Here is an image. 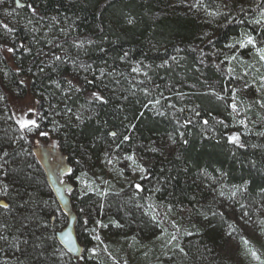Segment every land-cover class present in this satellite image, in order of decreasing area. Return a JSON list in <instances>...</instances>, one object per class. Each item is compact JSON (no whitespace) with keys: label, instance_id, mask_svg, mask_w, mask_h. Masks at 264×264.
<instances>
[{"label":"trees","instance_id":"obj_1","mask_svg":"<svg viewBox=\"0 0 264 264\" xmlns=\"http://www.w3.org/2000/svg\"><path fill=\"white\" fill-rule=\"evenodd\" d=\"M10 1L16 5V0ZM203 1L211 13L219 15H213L215 24L210 28L211 37L197 49L191 48V44L203 31V23H198L193 17L165 15L167 0L20 1L25 7L19 10L31 11L26 7L28 4L36 8V17L45 24L44 27L51 24L50 18L54 16L70 26V34L62 37L64 39L58 38L54 47L93 41L88 49L87 62L93 65L96 75L101 69L113 73L104 77L103 85L99 80L88 84L80 76L74 77L71 60L65 55L67 62L53 72L48 64L54 54L40 53L41 41L34 45L29 32L7 23L0 13V24H7L14 30L10 34L15 36L13 46L18 49L15 58L0 52V69L5 68L0 72V94L6 100V111L0 101V149L9 153L4 179L8 193L0 195V201L7 202L9 209H0V236L5 237L0 243L17 257L12 264H108L89 258L85 252L94 243L91 229L97 227L96 220L103 216L109 219L108 223L116 221L126 229L125 233H130L137 240H151L156 229L163 225L156 215V220H153L137 208L139 198L134 197L133 192H137L134 187L128 188L123 195H110L104 202L100 196L82 195L77 186H71V204L76 210V236L84 249L81 254L84 259H79L65 246L58 231V212L63 209L36 154L39 136H27L22 143V146L27 145L24 150L13 142L4 118L8 113L13 115L10 97L11 100L23 99L32 93H40L35 98L41 101L38 105L40 114L46 116L39 121L41 130L51 135L56 131L52 138L58 142L71 167L78 166L79 158H87L88 151L92 158H100L105 146L115 147L124 135L130 136V140L120 144L122 150H136L152 160L146 179L139 182L144 191L137 193L143 206L155 201L168 211L170 209L169 212L177 219L179 231L175 234L177 239L166 264L221 263L218 247L224 243L220 241L221 234L228 226L218 218L208 217L211 212L204 210L208 206L201 198L200 185L209 174L220 177L228 186L239 188L245 203L263 198L264 135H260L262 132L256 127H248L245 133L242 126L234 123V114H230L231 110L226 107L230 92L223 91L237 88L240 105L254 107L257 96H254L255 91L250 92V87L255 80H246L250 87L243 88L245 81L232 79L226 63L221 64L220 61L225 56L240 55L239 48L233 50L227 45L241 39L244 33H251L258 41H264V25L254 23L261 19V8L246 10L232 18L222 10V0ZM241 20L244 22L239 23ZM21 43L31 48V53L20 50L18 46ZM0 45L6 46L1 39ZM134 64L139 68L147 67L149 80L145 78L143 82H135ZM40 67L44 68L43 73L39 72ZM17 68L21 69L19 75ZM50 77L51 80H59L63 88L68 87L65 81L72 79L74 84L81 86V91L64 99V94L51 83ZM21 79L25 80L26 86H18ZM12 88H17L18 92L14 93ZM145 88L150 95L144 94ZM93 90H99L109 103L89 105L87 100ZM213 91L224 95L226 100H217ZM170 96L173 108L168 107ZM181 96H186L185 100L180 101ZM153 99H163L164 115H158L152 106L143 107ZM82 106L87 108L88 114L82 116L81 121L74 116L70 119L64 112L66 107H70L79 114ZM50 109H54V113ZM197 111L199 116L195 115ZM141 112L143 116H140ZM187 120L192 123L185 126ZM203 120H208L209 124L204 125ZM220 120L224 124L217 123ZM10 123L18 128L15 121ZM110 131H116L117 138L108 136ZM237 131L242 134L243 148L227 142V136ZM180 133H183L182 137ZM167 135H174L178 140V154L165 157L161 152H152V143ZM184 140L188 143H183ZM101 203L105 206L102 211L99 209ZM85 219L89 221L88 225L83 223ZM229 223L233 232L259 251V246L247 238L236 223ZM110 226L111 233H122L114 225ZM63 247L69 251L65 257L60 255ZM179 248L184 251L180 252Z\"/></svg>","mask_w":264,"mask_h":264},{"label":"rangeland","instance_id":"obj_2","mask_svg":"<svg viewBox=\"0 0 264 264\" xmlns=\"http://www.w3.org/2000/svg\"><path fill=\"white\" fill-rule=\"evenodd\" d=\"M20 1L25 3L29 0ZM196 3L197 0H167V5L165 7V15L168 14L171 17L175 15L193 17L198 23H203V31L197 34L196 39L191 44V48L193 49L199 48L209 40V37H211L210 28L215 24V18L213 15H209L211 12L205 2L200 0V4L197 7H192V5ZM221 8L232 18L240 16L246 10H254L255 8H261V13L264 11V0H222ZM0 13L7 23L22 28L25 32H29L34 45L40 44L41 41V46L39 45L40 53L65 55L71 58L70 60L75 59L77 63H84L85 65L90 64L93 66L86 60L89 46H92V44L85 42V47L83 49L73 47V43L61 44L62 48L54 47L58 38L64 39L62 37L69 35L71 31L70 26L59 18L54 16L55 20H53V17H51V24L44 27L45 24L39 22L36 15L33 16L31 11L19 10L15 2L10 0H4V2L0 4ZM8 13H11V15H8ZM0 39L6 46L15 45V36L6 32L2 27H0ZM247 49V51H245L246 49H240V55H236L243 63L237 60L230 64L226 63V66L234 69V76L243 77V79H240L242 81L255 80V83L251 84L250 92H256L254 96H257V100H264V91L258 92L256 90L259 86V75L264 74V66L257 61L258 57L255 55V50L251 48ZM134 67H137V65L134 64L132 68ZM142 68H140V72H135V82H143L145 78L149 80L150 71L147 67L142 66ZM1 69L4 70L5 68L2 67ZM72 70L74 77L80 76L83 79L87 78L89 80L92 77L99 76L96 75V71L93 67L91 71L87 72L76 70L74 67ZM144 73H147V76H145ZM245 73H247L246 76ZM124 74L122 75L124 76ZM104 82L105 78H103V83ZM12 89L14 93L18 92L17 88ZM65 89H67V87ZM74 94H76V92H74L71 97ZM0 95L3 94L1 93ZM35 96H40V93H32L23 99L12 98L11 100L10 97L13 114H19L21 106L29 97L33 100H37ZM185 98L186 96H181L179 100L183 101ZM171 99L170 96V98H168V104H172ZM1 102L4 103V110L6 111V100L4 99ZM163 103L164 101L161 99V104L153 107L157 113L165 112V110H162ZM36 107L39 108L38 105ZM50 111L54 113V109H50ZM79 114L81 116L88 114L87 108L85 106L81 107ZM10 117L12 118L10 119ZM4 118L9 125V134L13 137V142L16 145L19 144V146H22L24 141L18 139L20 135L18 128H15V125L13 123L11 125L10 123L15 121V116H11L8 113V117L5 115ZM240 119H244L248 127L252 129L256 127L255 129L264 133V108H261L259 104L255 103L254 107L249 104L240 105V113L233 118V121L235 124H238L237 121ZM53 132L52 135L49 133V140L44 137H39L36 140L39 141V143H36V154L39 161L46 169L48 179L63 209L58 212V231L61 233L62 241L66 247H69V244L65 242V236H69L71 238L70 248L74 250V252H71L76 256H81L84 249L76 236V210L73 209L71 204V193L69 191L71 186H77L81 190V194L85 195L87 191L85 184H91L93 189L108 193L106 196L102 197L105 202L110 195H123L133 184L141 181V175L146 176L147 174V172L141 174L131 166L130 161L124 160L123 156L134 155L138 163L146 167L147 170L152 164V160L142 156L136 150L127 152L120 147L116 149V147L105 146L100 158H92V156L89 155L90 151H88L87 158H79L78 166L73 168L69 165L66 155L60 150L58 142L55 138H52L53 135H56V131ZM33 134L28 136H32ZM169 136L175 139V144L171 142ZM24 145L22 147L26 150L27 145ZM109 148L112 149L111 155L109 156V158L114 161L112 165H108L105 160V154L109 151ZM150 148H158V152L163 153L165 157H170L178 154L179 143L174 135H167L153 142ZM68 169H71L72 176L75 175L73 179L67 175ZM3 171L5 172V168ZM72 171H76V174L73 175ZM121 171H123V175L120 174ZM84 173H87V175H84ZM207 176V180L200 185L201 198L206 206H208V208L204 210H209L211 212L208 214L209 218H218L228 226L221 234L222 239H220V241H224V243L220 244L218 247L221 256V263L219 262L218 264H259V261L253 258L248 252V248L255 251L260 257V260H264V223H261V221H264V197L252 203H245L242 200L243 196L241 192L236 191V188L228 186L220 177L211 176L209 174ZM78 177L80 179H77ZM4 179L5 175L0 173V181L5 183ZM61 181H63V183H61ZM233 191H236L235 196H232ZM221 192L224 193L223 196L220 195ZM90 194L96 196L95 191L88 192L87 195ZM133 194L134 197L139 198L138 202H136L137 208L144 211L149 217L156 215L162 220L161 222L163 225L161 228L156 229L155 236L151 238V240H137L130 233H125L126 229L123 227H119L118 231L122 233H111V226L108 223L109 219L102 216L100 220L105 224H109V227L104 229L96 227V232L93 233V235H99L102 242L93 239L94 243L90 248H95L96 254L93 256L90 252L85 251L88 257L100 260L102 263L107 262L108 264H166V261L169 260L171 256L170 253L173 251L171 248L173 247L174 241L171 244H168L167 241L172 234H176L179 231L177 219L171 212L155 201L149 202L146 206L145 203L143 206L140 195L137 192H133ZM0 195L3 196L4 194L0 193ZM104 213H106L105 210ZM207 213L208 212H206V215ZM229 222L236 223L243 230L247 238L259 246V251L249 244L246 246L243 243L244 239L237 235L236 232L232 231ZM173 224H175L176 227H173ZM190 235H192L191 231ZM158 237L162 238L158 239ZM61 252L64 253L63 257L67 256L69 253L64 247L60 249V253ZM0 256H2L0 264H12V262L17 261V257L12 255L10 249L2 243H0Z\"/></svg>","mask_w":264,"mask_h":264},{"label":"snow or ice","instance_id":"obj_3","mask_svg":"<svg viewBox=\"0 0 264 264\" xmlns=\"http://www.w3.org/2000/svg\"><path fill=\"white\" fill-rule=\"evenodd\" d=\"M3 2H4V0H0V4H2ZM199 4H200V0H197V3L192 5V7H197ZM16 6L18 8L25 7V5L20 3V0H16ZM26 7L31 10V12L34 16L38 15L36 8L33 7V5L28 4V5H26ZM8 15H11V13H8ZM209 15H219V13H209ZM53 20H55V17H53ZM128 22L132 23L131 20H129ZM230 22H234V21H230ZM243 22H244L243 20L239 21V23H243ZM254 23L257 25H264V11L261 12V19L255 20ZM0 27H2L6 32H9V33L14 31L7 24H0ZM33 30H35V29H33ZM87 43L91 44V43H93V41L89 40V41H87ZM211 43H212V41H209V44H211ZM261 44H264V41H258L257 37L252 35L251 33H244L242 35L241 39H237L235 41V43L229 44V45H227V47L230 49H233V50H236L237 48H239V49H247V48L254 49L255 55L258 57V61L261 63L262 66H264V46H260ZM18 47L24 53H31V48L25 47V45L22 43ZM56 47L62 48V45L57 44ZM73 47H75L77 49H83L85 47V42H83V41L74 42ZM17 51H18V49L15 46L0 45V52H6L7 54H10L14 58L16 57ZM124 55L127 56V53H125ZM123 58L124 57H121V59H123ZM69 59H71V58H69ZM173 59H175V58L173 57ZM237 60H239V58L235 54H233L232 56H225L224 60L220 61V63L221 64H224V63L230 64L231 62L237 61ZM13 62H15V61L13 60ZM66 62L67 61L65 59V56L54 54L52 56V62L50 64H48V67H50L53 72H56L59 65L64 64ZM239 62L243 63L242 60H239ZM71 63L73 65L74 69H76V70H83L85 72L92 70V66L90 64L85 65L84 63H77V61L75 59H72ZM140 70L141 69L138 67L132 68V71L136 72V73L140 72ZM2 71H3V69H0V72H2ZM20 71H21V69H19V68L16 69L17 75H19ZM29 71L31 72V69H29ZM39 72L43 73L44 68L40 67ZM227 72H228L229 76L232 77V79H243V77H236L233 75L234 69L232 67H228ZM5 75H7V73H5ZM111 75H113L112 72L106 73V72H104V70L101 69L98 77H95L93 80H88L87 78H85V79H86V82L88 84H94L95 80H99L100 83L103 85V78L105 76H111ZM144 75L147 76V73H144ZM246 75H247V73H245V76ZM258 79H259V86L256 90L258 92L264 91V74H260ZM50 80H51V77H50ZM51 83H53L57 89H60V91L64 94V99L69 98L74 92H80L81 91V86H77L76 84H74L72 79H67L65 81V83L68 85L67 89L62 87L59 80H51ZM20 85L26 86L25 80L21 79L19 81L18 86H20ZM105 87H106V85H105ZM242 87L247 89L248 87H250V85L247 83V81H245L244 84L242 85ZM223 91L230 92V101H228L226 103V107L231 110L230 114H235V116H238L240 113V103H241L239 95H238L239 90L235 87H232L231 89H224ZM143 92L145 95H150V92L147 88L143 89ZM213 95L216 96L217 100H220V101L226 100V97L224 95H220L218 93H215L214 91H213ZM161 96H163L162 93H161ZM4 99H5V96L0 95V101H3ZM125 99H126V97H125ZM87 103L89 105H92V104L106 105L109 103V100L106 99L105 96L102 95L99 90H93L89 93V98L87 100ZM254 103H257V104H259V106L261 108H264V100H257ZM40 104H41L40 100H33L31 97H29L28 100L25 101L24 104L21 106L19 114L18 115L15 113L13 114L15 116V124L18 126V131L20 133V135L18 136L19 140L26 141L27 136L30 134H33V133H35L39 137H48L49 136L48 131L41 130V123L39 121L46 119V116L41 115L40 109L36 107L37 105H40ZM160 104H161L160 99H153V100H149L147 104L143 105V107H145V108H148L149 106L155 107V106L160 105ZM50 107H54V106L50 105ZM168 107L173 108L174 105L169 104ZM179 111L183 112L184 109H180ZM193 111H195V110H193ZM64 112L66 115H69L70 119H71V117L74 116L77 121L82 120V116L73 112L72 108H70V107H66L64 109ZM56 114H59V113H56ZM157 114L158 115H164L165 113L158 112ZM143 115H144V113L141 112L140 116H143ZM195 115L199 116L200 113L197 111V112H195ZM235 116L233 118H235ZM11 118L12 117H10V119ZM184 123L186 126L188 124H191L192 121L187 120ZM217 123L224 124V121L220 120V121H217ZM237 123L239 126H242L244 128V131L246 133L247 129H248V125H247L246 121L244 119H240L237 121ZM203 124L208 125L209 121L203 120ZM131 127L134 128L135 125H131ZM225 127H227V125H225ZM53 130H59V129L54 128ZM117 135L118 134L116 131H110L108 133V136L112 137L113 139L117 138ZM180 135L182 137L183 133H180ZM260 135H264V133H260ZM169 139L171 140V142L173 144L176 143V141L173 137L169 136ZM129 140H130V136L124 135L122 140L120 141V143H117L115 145L116 149H119L120 144L124 143L125 141H129ZM227 142L230 144H233L237 147H240V148H243L245 146L244 143L242 142V134L239 131L233 132L232 134L228 135L227 136ZM36 143H39V141H36ZM183 143L187 144L188 141L184 140ZM111 151H112V149L109 148V151L105 154V160H106V163L108 165H112L114 163L113 159L109 158V156L111 155ZM151 151L156 152V151H159V149L158 148H152ZM123 159L126 161H130L131 166L134 167L136 170H138L141 174H144L148 171L146 167H144L143 165L138 163L137 158L134 155H125V156H123ZM0 161H3V163H0V173H3L5 176H7V173L4 172L3 170H4L5 166L9 163V153L3 149H0ZM67 174L71 175V169L67 170ZM120 174L123 175V171H121ZM84 175H87V173H84ZM77 179H80V178L78 177ZM140 179L141 180L146 179V176L141 175ZM61 183H63V181H61ZM132 187H134L137 190V192H143L144 191V188H143L142 184H140V183H135L132 185ZM85 188L87 189V191L85 192V195H87L88 192H93V191H95V194L97 196H100V197L106 196L108 194L107 192H103L100 190L93 189L91 184H85ZM69 191H71V189H69ZM236 191H239V188H237ZM236 191L232 192V196L236 195ZM0 193H2L4 195H7V193H8V185L3 183L2 181H0ZM220 195L223 196L224 193L221 192ZM0 209L8 210L9 204L7 202L0 201ZM99 209L101 211L104 209L103 203L99 204ZM80 211L83 212L84 210L81 209ZM169 211H170V209H169ZM151 218L153 220H156L155 215H153ZM83 223L85 225H88L89 221L87 219H85L83 221ZM109 223L114 225L117 228L121 227V225L116 221H110ZM261 223H264V221H261ZM95 225L100 229H104V228L109 227V224H105L101 220H96ZM44 227H47V225H44ZM173 227H176V225L173 224ZM91 232L95 233L96 228H92ZM160 238H162V237H158V239H160ZM3 239H5V237L0 236V240H3ZM48 239H54V237H48ZM92 239H94L96 241H101V237L99 235H95V234L92 236ZM176 239H177V236L175 234H172L170 239L167 241V243L171 244ZM65 242L69 244V247H71V238L67 235L65 236ZM25 243H27V241H25ZM243 243L247 246L249 244V241L244 240ZM177 247H179V246H177ZM85 251L90 252L93 256L96 254L95 248H90V249L86 248ZM179 251L183 252L184 249L179 248ZM248 252L251 254V256L253 258H255L259 261V264H264V260H260V257L257 255V253L255 251H253L251 248H248ZM60 255L62 257L64 255V253L61 252ZM78 258L84 259L83 256H79Z\"/></svg>","mask_w":264,"mask_h":264},{"label":"water","instance_id":"obj_4","mask_svg":"<svg viewBox=\"0 0 264 264\" xmlns=\"http://www.w3.org/2000/svg\"><path fill=\"white\" fill-rule=\"evenodd\" d=\"M60 237H61V239H62V236H61V235H60ZM67 247H68V246H67ZM68 248L74 252V250H73L72 248H70V247H68Z\"/></svg>","mask_w":264,"mask_h":264}]
</instances>
